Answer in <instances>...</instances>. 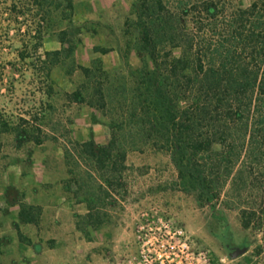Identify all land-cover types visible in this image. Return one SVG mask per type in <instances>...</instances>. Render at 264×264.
<instances>
[{
    "label": "trees",
    "instance_id": "16d2710c",
    "mask_svg": "<svg viewBox=\"0 0 264 264\" xmlns=\"http://www.w3.org/2000/svg\"><path fill=\"white\" fill-rule=\"evenodd\" d=\"M177 1L175 9L166 0L133 5L138 30L134 48L143 65L111 79L101 57L89 67L76 61L81 39L75 40L70 30L75 0H0V92L8 66L3 52L12 36L20 35L29 41L18 50L17 59H32L28 66L33 72L48 74L71 59L68 74L80 70L87 81L68 97L111 119L108 144L76 143L78 156L93 161L107 186L99 193L86 192V224L93 229L105 222L96 201H104L101 195L110 196L109 188L115 190L123 182L125 145L137 148L139 141L169 152L180 187L200 191L201 201L205 196L206 201L220 199L228 184L237 201H264V0H252L246 8L228 0ZM56 18L57 24H67L59 30L61 48L42 51L37 20L48 23ZM175 49H181L179 56ZM110 50L95 47L101 54ZM15 62L11 66L16 68ZM19 121L28 120L0 111V136L13 132L20 142L33 139ZM242 213L244 226H250L256 209ZM40 214L39 206L22 203L19 221L38 225ZM77 226L90 235L82 223ZM16 228L19 239L31 244L20 223Z\"/></svg>",
    "mask_w": 264,
    "mask_h": 264
},
{
    "label": "rangeland",
    "instance_id": "374dc122",
    "mask_svg": "<svg viewBox=\"0 0 264 264\" xmlns=\"http://www.w3.org/2000/svg\"><path fill=\"white\" fill-rule=\"evenodd\" d=\"M166 1L172 9L178 7L177 0ZM228 1L244 8L252 2ZM143 2L134 0L133 5L139 7ZM98 12L102 20H98ZM98 12L91 11L86 0H79L78 7L75 6L70 30L75 40L81 39L75 55L77 63L80 64L79 57H82L80 51H84L83 58L85 55L91 58V65L99 58L89 56L85 49V44L92 47L96 43V46L119 51L116 58L109 55L107 63L103 61L111 79L141 67L143 59L134 48L138 35L134 25L137 9L132 6L122 16ZM56 21L58 18L48 23L37 20L42 31V51L61 48L59 30L67 24L60 25ZM27 41L26 37L12 36V44L3 52L8 66L0 92V111L23 115L28 121H19L20 127L28 129L33 139L20 142L13 132L0 136V264L47 263L48 248L56 241L52 236L55 227L62 231L76 229L93 245L102 242L103 257L98 255L93 262H105L109 258L116 264H132L139 252V225L158 216L181 225L196 249L210 250L224 261L223 264H264V201H237L235 190L229 184L220 199L206 201L205 196L201 201L200 191L185 192L180 187L173 156L143 141H139L137 148L131 143L125 145L127 169L123 172L122 184L115 190L109 188L110 196L101 195L104 201H96V211L104 224L97 229L86 224L90 221L84 201L86 192L99 193L101 186H107L93 161L78 156L76 143L93 140L97 144H108L111 119L103 111L68 97V93L87 81L80 70L68 74L71 59L54 67L49 74L46 70L33 72L28 66L32 59H17L18 50H24L23 44ZM174 54L179 56L181 49H175ZM12 62L16 68L11 66ZM37 138L42 143H37ZM22 203L41 208L38 225L19 221ZM244 209H256L257 213L248 227L243 224ZM17 223L31 239V244L18 239ZM77 223L85 226L88 237ZM237 248L246 250L232 257ZM56 253L57 259L67 254Z\"/></svg>",
    "mask_w": 264,
    "mask_h": 264
},
{
    "label": "built area",
    "instance_id": "2783aa9c",
    "mask_svg": "<svg viewBox=\"0 0 264 264\" xmlns=\"http://www.w3.org/2000/svg\"><path fill=\"white\" fill-rule=\"evenodd\" d=\"M139 252L132 264H223L208 250L196 249L184 228L165 216L139 225Z\"/></svg>",
    "mask_w": 264,
    "mask_h": 264
},
{
    "label": "crops",
    "instance_id": "0c3cea01",
    "mask_svg": "<svg viewBox=\"0 0 264 264\" xmlns=\"http://www.w3.org/2000/svg\"><path fill=\"white\" fill-rule=\"evenodd\" d=\"M86 2L90 10L93 12L100 11V12H107L110 15L113 14L114 16H118V15L122 16L131 9L134 0H86ZM78 4H79V0H75L76 7H78ZM97 15H98V20H102V18H100L99 12L97 13ZM91 46L92 47H90L88 44L87 45L85 44V49H87L88 52L90 53L89 56L91 55V56L101 57L105 63H107L106 58L109 55L112 56L111 57L112 59L116 58V56L119 55V51L117 49H112L106 54H101L95 51L96 43H93ZM80 52L83 53L84 51H80ZM82 53L80 54L82 57H79V63L83 66L89 67L91 65V58L88 57V55H85V57H87V59L85 60V57L83 58ZM53 223H55L56 225L55 217L53 219ZM52 236L53 238L56 239V241L54 246L48 248L47 253L49 254V260L45 264H116V262H111L109 258L105 262H100V263L93 262L98 255L103 257L102 256L103 247H100L101 244L103 243L95 242L96 245H93L92 241L87 242V240L83 239L81 233H79V231H77L76 229L71 228L62 231L59 228L55 227ZM13 242H18V241L14 240ZM92 246H99V247H96L94 249ZM56 252L67 253V254H64L62 259H61L62 256L58 257L57 259ZM88 258L89 260H87Z\"/></svg>",
    "mask_w": 264,
    "mask_h": 264
},
{
    "label": "water",
    "instance_id": "95a60500",
    "mask_svg": "<svg viewBox=\"0 0 264 264\" xmlns=\"http://www.w3.org/2000/svg\"><path fill=\"white\" fill-rule=\"evenodd\" d=\"M245 250H246L245 248H237V250L232 254V257L241 255L242 253L245 252Z\"/></svg>",
    "mask_w": 264,
    "mask_h": 264
}]
</instances>
